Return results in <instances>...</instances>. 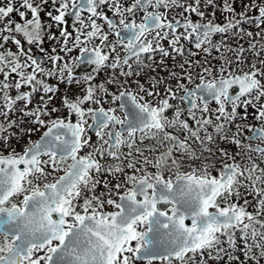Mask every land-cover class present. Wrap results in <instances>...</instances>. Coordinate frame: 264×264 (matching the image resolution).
<instances>
[{
  "label": "snow or ice",
  "instance_id": "1",
  "mask_svg": "<svg viewBox=\"0 0 264 264\" xmlns=\"http://www.w3.org/2000/svg\"><path fill=\"white\" fill-rule=\"evenodd\" d=\"M206 3L212 5L213 0ZM48 4L49 0H0V264H208L225 258L229 264L248 260L260 264L264 59L245 70L239 67L245 50L229 48L236 53L235 71L230 68L233 61L222 57L219 75L206 80L204 73L212 76V68H203L194 88L187 86L194 82L190 70L182 76L172 72L175 89L168 85L163 93L157 90L160 81L152 80L146 88L138 79L134 81L138 91L133 92L127 78L141 74L133 63L143 66L144 58L151 59L157 51L170 56L161 40H168L179 56L184 55L181 40L205 53L219 52L223 40L213 43L214 35L234 32L241 19L255 22L257 28L264 25V2L251 0L244 6L257 10L254 21L245 12L235 13L225 0L224 11L234 14L226 23L200 24L187 17L183 23L169 20L161 9L179 7L203 17L201 0L187 6L180 0H51L56 14L49 11L47 16L60 29V51L79 54L71 61L50 55V66H45L29 54L30 49L25 51L22 41L43 44L41 12ZM66 17L74 18V32L63 27ZM261 32L264 28L256 35ZM47 38L57 39L51 33ZM249 47L256 57L264 52V43L259 51L256 43ZM81 64L92 71L77 77L74 69ZM186 64L191 67L192 62L185 60L180 68ZM107 69L113 74L94 83ZM52 77L85 85L80 95L63 98L65 116H53L60 109L49 108L46 102L28 107L33 93L58 90L45 82ZM108 85L116 90L110 91ZM25 86L29 91H21ZM177 99L187 107L172 103ZM210 101L215 109L209 107ZM249 107L259 127L235 123L238 117L247 121ZM241 108L243 116L238 113ZM17 112L32 126L21 128L12 118ZM12 129H19V134ZM245 129L251 132L246 144L239 138ZM36 132H41L39 139L32 140ZM25 136L27 144L17 151L11 141ZM218 140L238 151L214 148ZM101 186L105 191L98 192ZM106 206L115 211H105ZM238 249L243 261L235 254Z\"/></svg>",
  "mask_w": 264,
  "mask_h": 264
},
{
  "label": "rangeland",
  "instance_id": "2",
  "mask_svg": "<svg viewBox=\"0 0 264 264\" xmlns=\"http://www.w3.org/2000/svg\"><path fill=\"white\" fill-rule=\"evenodd\" d=\"M3 2H6V0H3ZM224 2L225 0H213V4L208 5L206 3V0H201L200 10L204 12L203 17H200L196 13L183 12V10L179 7H174L169 10H164V9H161V10L167 11L169 20L184 21L185 17H187L193 23L204 24L211 20L214 23L224 24L227 22L228 18L234 15L232 13H227L224 11V8H223ZM228 2L232 4V6L234 7L235 13L245 12L247 17L253 18V21L255 20V17L258 15V12L256 9L253 8L251 10H246L244 7L246 4L250 3L251 0H228ZM256 2L261 3V2H264V0H256ZM180 3L187 6V4H190V3L194 4V0H180ZM55 7L56 6L51 4V0H49V4L44 6L43 11L41 12L42 23L44 24L45 29H46L43 44L41 46H36V45L30 46L26 42L22 41L25 51H28L30 49L29 54L33 56L34 58H36L38 61H42L45 66H50L49 61H48V57L50 55L59 54L61 56H64L66 60L71 61V58L73 56H76L79 54L78 51H74L73 53L66 55L65 53L60 51V48L62 47L61 40L59 37L60 29L57 28L55 26V23L51 21V19L47 16V12L49 11H52L53 14H56ZM104 10L107 12V15L109 17L114 18L111 12L107 11V9H104ZM182 12L183 14H181ZM12 15L15 19L19 20V17L16 16L15 13H13ZM83 15L87 17L88 13H83ZM136 19L139 22L140 14H137ZM236 19H241V18L239 16H236ZM73 20L74 19H70L66 17L67 23L63 27H66L69 32H74ZM98 23H103V22L98 21ZM49 25H52V26L48 27ZM261 28H264V25H261ZM261 28H257L255 22H247L241 19V25L237 29H235L234 32L230 31L229 33L225 34L223 37L221 34H216L212 37L213 43L220 44L222 40H223V43L221 45L219 52L212 50L210 54L205 53L202 49H196L194 45L188 41L181 40V44L184 47V55L179 56L175 52L172 51V49L169 46L168 40H161L160 41L161 45L170 52V56L162 57L161 54L157 51L156 53L152 55L151 59H147L146 57L144 58L143 66L138 67L135 63H133V69L136 71H140L141 74L138 77L132 76V77L127 78L129 81L132 82L130 90L133 92L138 91L134 83V81L137 79L141 83L145 84L146 88L150 86V82L152 80L160 81V83L157 85V90L160 91L161 93L164 92L165 87L168 85H171L175 89L177 80L172 78L170 73L175 72L178 75L182 76L185 74V70H190L194 77V82L192 84H188L187 86L189 88H194L196 84L200 83V80L197 74L202 73L203 68L205 67L212 68V76H208L207 73H204L206 80H211L213 79V77H216L219 75L220 66L224 63V59L222 57H226L233 61V64L230 65V68L231 70L235 71L238 67V65L235 63L236 53L234 51H228L227 49L229 48L236 49L238 47H242L245 50L242 54V59L244 60V63L243 65H240L239 67H243L245 70H248V66L251 63L256 62L258 59H264V52H261L260 56L256 57L254 54V51L249 47L250 42L256 43V46H257L256 50L259 51L260 44L264 43V32H261L260 36H257L256 33L260 32ZM241 29H243L244 32H249V31L252 32L253 36L248 37L247 35H243L241 32ZM177 31L182 32L183 28L177 29ZM48 33L54 34L57 37V39L55 40L48 39L47 38ZM110 39H115V37L110 36ZM7 47L10 48L12 51H16L14 45L12 44H8ZM41 47L44 49V51L40 50ZM205 47L211 48L210 45H205ZM53 49H56V52H53ZM105 51H107V49H105ZM118 51L120 50L118 49ZM121 55L123 56L122 51H121ZM185 60L191 61L192 65L190 67L189 65L186 64L185 68L181 69L180 64L184 63ZM259 66L260 65L257 64V67ZM91 71L92 69L88 65H80L79 67H76L74 69V73L77 77L83 76L85 74H89L91 73ZM118 71L119 70H117L116 74H118ZM112 74H113V70L111 69L103 70L96 76V80L94 81V83L104 82L108 78V76ZM120 79L123 81L125 77L121 76ZM45 82L57 88L58 90L54 94H48V95H45L42 91L33 93L32 102L30 105H28V107L33 108V109L37 107H42L43 104L46 102L49 108L56 107L60 109L59 112L53 113V116L67 115V112L63 108V104H62L63 98L65 96L74 98L77 95H80L82 92V89L85 87L83 83L77 84V83H68L67 81L62 82L56 77L45 78ZM184 82L186 83V81ZM108 87L110 91L116 90L115 85H108ZM21 91H29V88L25 86L24 88L21 89ZM10 94L15 96L16 91L12 90ZM49 95L52 97L51 100L48 99ZM178 95H182V93H178ZM41 97H43L44 99L42 100ZM172 103L180 105L182 108L187 107L185 103H182L178 99L172 101ZM19 106L22 107L23 105L20 104ZM104 107L107 108L109 107V105L104 104ZM209 107L212 109H215L216 108L215 102L209 103ZM253 111L254 109L249 107L247 110L248 112L247 121L246 122L242 121L238 117L235 123L236 124L247 123V124H251V125H255L256 127H259V122L253 119V116H252ZM238 113L240 114V116H243L244 109L243 108L238 109ZM168 114L171 115V112H169ZM12 118L18 119L20 121L21 128L32 126L28 121V117L23 116L19 112L13 114ZM74 119L75 118L73 117V120ZM190 123L194 124V122H191V121ZM231 130L232 132L236 131L235 125L231 126ZM12 131H16L19 134V129H12ZM40 134L41 132L33 133L31 135V139L32 140L39 139ZM250 135H251V132L245 129L239 138L242 140L243 143L246 144L248 143V141L245 139V137L250 136ZM95 139L96 138L93 135V141H95ZM27 142H28V137L26 136L21 138L19 142H17L16 139H13L11 141V143L13 144V146L16 148L17 151H22L23 147L27 144ZM147 143H150V142L145 141V144ZM253 146H255V143H253ZM141 147H143V145H141ZM213 147L214 148L220 147V148L227 149L230 153H235L236 151H238L235 145L229 142L223 141V140H218L217 145H214ZM125 151H127V149H125ZM4 154H7V152H5ZM237 159H240V157H237ZM257 162L259 163V160ZM261 167H264V164H261ZM59 174L62 175L63 173H59ZM215 174L216 173L213 172V175ZM112 182L115 183L116 181L113 179ZM100 191H105L102 186L98 189V192ZM248 199L251 200L252 197H248ZM242 202L243 201H241V203ZM252 210H253L252 208H249V211H252ZM105 211H115V209L112 208L111 206H106ZM238 245H239V249H243L244 245L239 240H238ZM225 247H227L226 244H225ZM239 249L236 251L235 254L239 256L241 261H243L245 259L244 255H243V252L240 251ZM208 264H229V262H227V258H225L224 261H219V262L209 261ZM230 264H239V262L234 261V262H230ZM246 264H254V262L251 260H248L246 261ZM260 264H264V259L260 261Z\"/></svg>",
  "mask_w": 264,
  "mask_h": 264
},
{
  "label": "water",
  "instance_id": "3",
  "mask_svg": "<svg viewBox=\"0 0 264 264\" xmlns=\"http://www.w3.org/2000/svg\"><path fill=\"white\" fill-rule=\"evenodd\" d=\"M68 18H70V19H74L73 17H68ZM182 23L184 22V21H181ZM178 29H180L179 27H178ZM81 65H87V64H81ZM211 102H213V101H210V103ZM187 223H190V221H188Z\"/></svg>",
  "mask_w": 264,
  "mask_h": 264
}]
</instances>
